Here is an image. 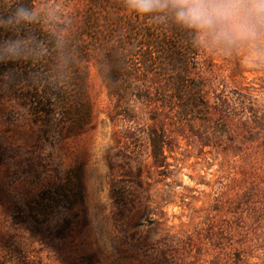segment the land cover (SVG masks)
<instances>
[{
    "label": "rangeland",
    "instance_id": "374dc122",
    "mask_svg": "<svg viewBox=\"0 0 264 264\" xmlns=\"http://www.w3.org/2000/svg\"><path fill=\"white\" fill-rule=\"evenodd\" d=\"M89 5L34 0L57 10L63 34ZM107 7L99 23L123 12ZM157 22L141 17L114 88L90 58L78 134L0 90V264H264V59L195 47L187 109L172 75L141 63L142 29ZM56 185L68 202L46 205Z\"/></svg>",
    "mask_w": 264,
    "mask_h": 264
},
{
    "label": "trees",
    "instance_id": "16d2710c",
    "mask_svg": "<svg viewBox=\"0 0 264 264\" xmlns=\"http://www.w3.org/2000/svg\"><path fill=\"white\" fill-rule=\"evenodd\" d=\"M121 2L123 0H89L90 5L83 15L82 24L64 34L67 45L63 52L57 51L49 31L44 30L40 24L26 28L25 32L34 34L46 45V53L36 60L0 64V90L19 97L35 115L36 120L49 125L59 117V121L68 124L66 127L68 133L81 132L83 122L89 116L86 64L90 58L96 57L107 85L110 89L114 88L116 80L126 71L125 68L122 69V57H125L122 51L129 48L132 33L133 36L139 33L136 25L140 23L141 17L129 14L127 9L123 10L120 7ZM15 4L34 8V0H0V16H6L10 7ZM107 6L123 12L121 14L105 12L104 19L99 23L100 18L96 13L99 9L106 10ZM141 33L145 48L140 60L145 66V71L151 72L160 65L162 76L172 75L171 88L177 94L175 97L185 102L183 106L187 109L193 108L195 87L187 83V76L191 73L188 54L195 50L190 35L163 21H158L155 26H145ZM9 35L10 33L0 30V39ZM115 36L121 39L115 40ZM94 48H97V51L94 52ZM9 73L12 74L11 79L6 77ZM176 74L179 78L175 76ZM70 181L75 189V195L81 200L82 183L79 174L71 172ZM61 190L59 185L51 190L47 189L42 193L41 200L47 205L61 196L60 202H68Z\"/></svg>",
    "mask_w": 264,
    "mask_h": 264
},
{
    "label": "clouds",
    "instance_id": "9594fccd",
    "mask_svg": "<svg viewBox=\"0 0 264 264\" xmlns=\"http://www.w3.org/2000/svg\"><path fill=\"white\" fill-rule=\"evenodd\" d=\"M125 8L152 21L170 23L188 33L198 49L219 53H243L249 61L264 59V0H123ZM54 7L15 4L0 16V30L10 33L0 39V64L36 60L46 45L24 30L45 26L58 52L67 40ZM17 33H20L17 35ZM11 79L12 74L6 75Z\"/></svg>",
    "mask_w": 264,
    "mask_h": 264
}]
</instances>
